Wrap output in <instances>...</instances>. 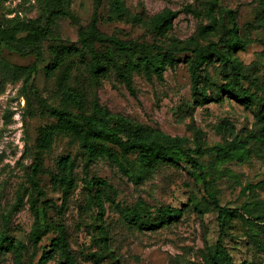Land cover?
<instances>
[{
  "label": "rangeland",
  "instance_id": "obj_1",
  "mask_svg": "<svg viewBox=\"0 0 264 264\" xmlns=\"http://www.w3.org/2000/svg\"><path fill=\"white\" fill-rule=\"evenodd\" d=\"M66 1L68 7L64 0H0V79H4L0 83V233L4 231L6 236L0 246H15L21 264H37L60 232L59 227H63L76 264H208L207 254L218 235L217 213L203 183L186 162L160 165L142 183L134 184L107 158L87 162L79 140L57 131L52 146L38 155L41 132L57 122L43 101L78 112L76 106L66 103L60 89L63 81L70 92L79 95L82 112L90 113L98 104L169 135L184 136L191 148L204 150L200 160L210 181L209 191L222 205L238 207L262 201L264 142H250L247 154L223 164H217L211 153L217 145L259 135L264 130V102L245 105L223 92L227 71L222 61L204 63L198 71V91L203 101L201 96L193 97L190 51L174 53L177 63L167 67L162 78L135 73L131 91L112 67L94 75L92 60L78 41V30L87 27L96 12L102 33L147 46L145 51L149 45L164 52L184 46L174 39L187 41L185 45L191 49L216 44L219 51H225L219 40L230 28V13L239 37L252 40L233 56L241 63L249 78L247 85L254 92L264 83V29L252 30L247 24L264 11V0H218L214 20L206 13L209 0H125L130 13L142 21L114 19L108 0ZM165 9L179 14L162 38L147 21ZM61 10L69 11L71 16L62 15ZM29 22L45 28L47 33L34 46L24 47L19 39L28 33ZM208 26H213V31L203 34ZM91 45L99 52L113 50L97 42ZM64 47L73 52L48 76L46 68L53 49ZM32 50L39 52V58ZM113 56L122 64L132 53L113 52ZM34 63L36 72L30 82L24 83L23 78L11 80L15 67ZM64 157H69L71 163L70 187L61 183L59 163ZM127 158L130 167L137 169V156ZM36 166L43 195L34 193L29 182ZM248 185L254 189L244 192ZM103 192L122 207L144 204L150 223L157 220L160 208L183 209V214L172 224L140 230L126 224L114 204L105 200L101 221L95 198ZM30 198L35 201L34 210L29 206ZM260 211L264 214V207ZM44 222L49 228L34 247L30 234L35 223L44 229ZM226 232L235 238L228 240L227 249L236 262L264 264V220L250 226L240 218H231ZM251 237H256L260 245L254 247ZM15 259V252L0 249V264H16ZM58 259L55 255L47 264H57Z\"/></svg>",
  "mask_w": 264,
  "mask_h": 264
},
{
  "label": "trees",
  "instance_id": "obj_2",
  "mask_svg": "<svg viewBox=\"0 0 264 264\" xmlns=\"http://www.w3.org/2000/svg\"><path fill=\"white\" fill-rule=\"evenodd\" d=\"M68 7L69 3L64 0ZM100 0H98L99 2ZM111 16L116 20L132 19L142 21L140 17L132 15L126 6L125 0H108ZM218 0H209L206 13L212 20L215 19V8ZM62 15L71 16L67 10H61ZM179 11L165 9L159 13L152 15L147 23L151 26L153 32L159 37H166L167 33L173 26L174 19L178 16ZM230 28L225 29L223 38L219 42L224 46L225 51H219L216 44H210L207 47L193 48L185 45L187 41L174 39L177 44H184L183 47H173L172 50L161 51V48L149 45L137 44L133 41H124L116 37H112L102 33L97 27V14L94 12L91 21L87 27H80L78 30V41L82 48L89 54L93 66L91 67L94 75L103 74L112 67L123 80L128 89L132 91L133 75L142 73L144 76L151 78L156 75L162 78L167 67H174L177 59L174 56L176 52L190 51L189 58L190 73L193 84V97L204 96L198 91V71L204 63L211 61H222L227 71L226 83L222 85L223 92L229 94L237 102L245 105H254L264 102V83L261 84L257 91L252 92L249 84L248 75L243 71L241 63L234 53L243 50L252 40H243L238 35V27L235 18L229 13ZM252 30L264 29V11L253 21L247 24ZM28 33L19 39V44L24 47L34 46L39 41L45 39L47 30L40 27L35 22L27 24ZM213 31V26L205 27L203 34ZM91 42L100 43L112 47L113 50L107 49L105 52H99L91 45ZM39 58L40 54L37 50H32ZM73 52L70 48H54L52 51V61L46 68V74L50 76L63 63L65 57ZM113 52L125 53L131 52L132 57L125 60L122 64L118 63ZM138 56L135 58V55ZM36 72V63L28 67L17 66L12 72V81L23 78L24 83L30 82L32 75ZM3 77L0 83L3 82ZM60 89L66 98V103L76 106L78 112H73L66 108L55 107L44 103L43 106L57 120L55 126L43 130L37 139L38 155L48 150L53 143L54 133L72 135L83 145L87 162L98 158H107L111 160L131 182L134 184L142 183L154 170L160 165L171 164L178 165L180 162H186L193 170L196 178L200 180L210 200L216 210V221L218 225V235L216 241L207 254L208 264H246V262H236L227 249L228 240H235L227 234L226 226L231 218H240L246 225H258L264 220V214L261 208L264 207V200L248 202L242 206L232 207L227 204L222 205L217 197L209 191L210 181L204 170L203 163L200 158L204 154L199 146L191 148L188 145V139L184 136H172L162 130L150 127L140 122H136L123 115L111 113L106 109H102L98 104H94L90 113L82 112L81 102L78 94L69 91L65 82L60 83ZM261 91V94H258ZM198 100H196L197 102ZM264 124V116H262ZM250 142H264V130L259 134L248 135L241 140L234 138L230 142L217 145L211 148V153L215 155V162L223 164L227 161L241 157L248 152ZM135 154L137 156V169L130 167L128 156ZM70 159L64 157L60 160V172L63 176L61 183L66 187H70L72 179L70 176ZM37 166L29 176V182L32 190L38 195H43L38 181L36 179ZM254 186L248 185L243 189L244 192L253 190ZM109 200L120 214L122 220L140 230H152L163 227L165 225L177 222L183 214V209L173 207L160 208L157 212L158 218L153 223L146 219L147 208L144 204H136L133 207H122L115 204L109 193H99L95 202L98 209V218L103 221L105 215L104 201ZM29 206L32 210L36 208L33 198L29 200ZM257 208V212H254ZM37 217V212H36ZM45 218H43L44 220ZM45 227L41 229L38 223L34 224V228L30 234V239L34 247L38 245L44 233L48 230L49 224L44 222ZM60 232L54 237L48 250L44 251L37 261V264H47L53 256L59 257L57 264H76L71 253L67 235L63 227H59ZM102 231L105 232L104 229ZM6 240L5 232L0 233V243ZM250 242L254 247L260 245V241L256 237H251ZM3 249L6 252L13 251L16 256V264L20 263V252L13 246H7Z\"/></svg>",
  "mask_w": 264,
  "mask_h": 264
}]
</instances>
